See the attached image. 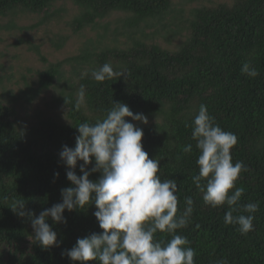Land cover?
Wrapping results in <instances>:
<instances>
[{
	"label": "trees",
	"instance_id": "obj_1",
	"mask_svg": "<svg viewBox=\"0 0 264 264\" xmlns=\"http://www.w3.org/2000/svg\"><path fill=\"white\" fill-rule=\"evenodd\" d=\"M67 2L76 10L67 21L71 31L95 30L97 40H88L78 55L51 63L38 74L37 91H46L63 78L62 66L70 65V78L58 99L66 121L38 117L25 127L15 106L0 99V264H76L64 253L78 238L101 232L94 205L65 211L66 223L48 221L58 246L45 249L33 238L27 213L38 216L61 202V189L71 186L59 157L62 146L74 148L79 124L102 120L112 102L147 117L146 125L128 122L142 128L143 149L150 159L160 161L161 180L176 181L178 214L185 197L193 199L191 222L177 234L196 250L195 264L221 259L227 264H264V0H228L192 9L185 20L184 40L173 50L147 42L144 33L150 22H160L171 13L173 0H0V18L28 13L42 16L41 23L49 25L63 20L66 9L55 6ZM117 14L125 18L121 26L113 27L109 21ZM119 37L125 38L120 46ZM105 63L123 75L93 80L91 72ZM244 63L259 75H243ZM27 92L20 97L31 102L37 92L30 88ZM201 104L216 124L237 137L232 162L242 161L247 167L235 182L243 189L239 203L259 204L253 231L247 234L225 224L227 205L207 206L193 183L198 153L191 123ZM187 144L193 145L191 154L183 151ZM82 163L77 162V176ZM92 167L94 161L86 170ZM99 176L92 173L89 179ZM16 200L24 202L23 217L10 209ZM162 238L170 239L156 234L157 240Z\"/></svg>",
	"mask_w": 264,
	"mask_h": 264
},
{
	"label": "clouds",
	"instance_id": "obj_2",
	"mask_svg": "<svg viewBox=\"0 0 264 264\" xmlns=\"http://www.w3.org/2000/svg\"><path fill=\"white\" fill-rule=\"evenodd\" d=\"M241 73L249 78L259 75L249 63L243 64ZM122 75L108 63L91 72L96 82ZM83 94L81 89L80 95ZM129 120L148 123L144 114H134L126 104L112 102L105 118L79 124L75 147L64 145L59 153L71 186L61 189L60 203L45 208L38 216L27 213L32 236L42 248L58 246L57 233L48 221L66 223L65 211L94 205L93 215L101 232L78 238L64 253L76 264H195L196 250L185 236L177 234L191 222L193 199L185 197V207L178 214L176 181L161 180L160 161L149 158L141 143L142 128ZM191 128L198 153V174L192 180L203 202L213 209L227 205L225 224L237 226L242 235L253 231V214L259 204L239 203L243 189L235 187V182L247 167L242 161L232 162L236 135L216 124L204 104L200 105ZM183 151L191 154L193 145H185ZM78 161L83 162L79 176L75 172ZM93 161L94 167L86 170ZM96 172L100 173L99 179L90 180L89 176ZM58 175L55 173L54 177ZM24 207V202L16 200L10 209L23 217ZM157 233L170 239L157 240ZM215 264H227V261L221 259Z\"/></svg>",
	"mask_w": 264,
	"mask_h": 264
},
{
	"label": "rangeland",
	"instance_id": "obj_3",
	"mask_svg": "<svg viewBox=\"0 0 264 264\" xmlns=\"http://www.w3.org/2000/svg\"><path fill=\"white\" fill-rule=\"evenodd\" d=\"M221 1L228 0L201 2L173 0L170 14L160 22H150L151 25L144 29V33L149 38L147 42L173 50L184 40L185 20L190 17V11L200 5L208 6L212 2ZM61 7L67 12L63 20L54 21L49 25L42 24V16L35 14L17 13L0 18V99L15 106L25 127L35 124L38 117H59L62 121H66L62 104L58 99L63 84L70 78V65L62 66L63 78L46 91H37L38 74L51 63L65 61L78 55L88 40H97V33L92 29L74 34L68 27L67 21L76 10L68 2L57 4L55 9ZM124 18L125 16L117 14L109 22L113 27L121 26ZM61 40L63 45L58 48L57 44ZM119 42L120 46L125 42V38L119 37ZM27 88L37 92L31 102L20 97L24 92L28 94Z\"/></svg>",
	"mask_w": 264,
	"mask_h": 264
}]
</instances>
